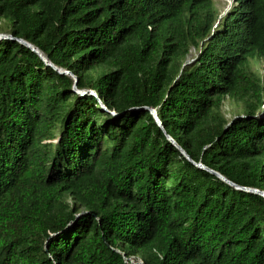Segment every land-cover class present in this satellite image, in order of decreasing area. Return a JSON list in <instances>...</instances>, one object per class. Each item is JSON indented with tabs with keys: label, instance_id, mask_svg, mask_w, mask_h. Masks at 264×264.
<instances>
[{
	"label": "trees",
	"instance_id": "1",
	"mask_svg": "<svg viewBox=\"0 0 264 264\" xmlns=\"http://www.w3.org/2000/svg\"><path fill=\"white\" fill-rule=\"evenodd\" d=\"M213 2L0 0V33L119 114L0 41V264H264V198L164 133L264 191V0L216 27Z\"/></svg>",
	"mask_w": 264,
	"mask_h": 264
},
{
	"label": "water",
	"instance_id": "2",
	"mask_svg": "<svg viewBox=\"0 0 264 264\" xmlns=\"http://www.w3.org/2000/svg\"><path fill=\"white\" fill-rule=\"evenodd\" d=\"M6 39H10V40H15L18 41L20 44L28 47L29 49H31L33 52L37 53L42 59L43 61L46 63L47 66L52 67L54 70H56L59 74L61 75H67L71 78L74 79V87H73V92L84 96V95H91V96H95L100 104H101V109L115 117L119 116V114H117L114 111H110L105 104L100 100L99 96L97 95V93L91 89L88 90H79L77 87V83H78V79L77 77L71 73L70 71L64 70L62 68L57 67L56 65H54L49 59H47V57L37 48L35 47L33 44L29 43L28 41L24 40V39H20V38H15L13 35L11 34H3L0 33V41L1 40H6ZM195 59H193L192 61L187 62L185 65L187 64H191ZM141 110H147L151 113V115L154 117L155 121L157 122V124L159 125V127L163 128L162 122L158 116L157 110L150 108V107H142L140 108ZM136 110V109H134ZM165 135L167 136V139L182 153V155H184L189 161H191L194 165H196L197 167L206 170L214 175H216L219 179H221L223 182L229 184L230 186L238 189V190H242L245 192H249V193H254L257 195H260L264 198V191L258 190V189H253V188H246V187H241L236 185L235 183H233L232 181H230L228 178H226L225 176H223L222 174H220L219 172H216L214 170L209 169L208 167L204 166L201 163H195L191 157L187 154V152L170 136L167 134V132L164 130ZM138 264H142V262H138Z\"/></svg>",
	"mask_w": 264,
	"mask_h": 264
},
{
	"label": "rangeland",
	"instance_id": "3",
	"mask_svg": "<svg viewBox=\"0 0 264 264\" xmlns=\"http://www.w3.org/2000/svg\"><path fill=\"white\" fill-rule=\"evenodd\" d=\"M214 9L216 11V15H217V21H216V25L221 21V19L223 17H225L227 15V13L231 10V8L234 5V0H214ZM198 56V52L195 49H192L190 54L187 57V62L192 61L193 58ZM253 69L256 71H261L262 70V63L261 62H256L253 65ZM224 111L226 114V117L228 119H230L233 115L235 114H239L240 112H242L241 109V105H237L235 103H232L230 101H227L225 103L224 106ZM263 112L261 111L259 113V116L262 114ZM56 142V141H53ZM131 262H134L135 264H138V262H140L139 259L136 258H132L130 259Z\"/></svg>",
	"mask_w": 264,
	"mask_h": 264
}]
</instances>
